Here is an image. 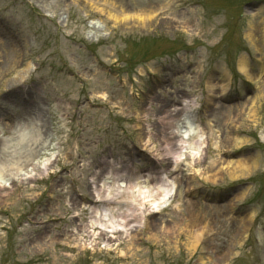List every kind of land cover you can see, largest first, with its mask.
Listing matches in <instances>:
<instances>
[{"label":"rangeland","instance_id":"rangeland-1","mask_svg":"<svg viewBox=\"0 0 264 264\" xmlns=\"http://www.w3.org/2000/svg\"><path fill=\"white\" fill-rule=\"evenodd\" d=\"M256 1L0 0V264H264ZM133 168L168 170L160 213ZM108 196L133 240L86 225Z\"/></svg>","mask_w":264,"mask_h":264},{"label":"bare ground","instance_id":"bare-ground-1","mask_svg":"<svg viewBox=\"0 0 264 264\" xmlns=\"http://www.w3.org/2000/svg\"><path fill=\"white\" fill-rule=\"evenodd\" d=\"M149 11H151V10H149ZM241 62H242L241 68L243 69L246 65L244 64L243 61H241ZM164 117H165L164 118V126H166V128L171 127V126H174V127L177 126V124L171 123L168 120L167 121L165 120L166 118L169 117V115L164 116ZM189 126L191 127V125L188 124V127ZM184 127L185 126H183V128ZM173 137L174 136L170 135V137H169L170 140ZM165 139H166V141H168L167 140L168 137H165ZM181 140H184V138L183 137L178 138V141H176L174 146H172V148H171V146L168 147L167 151L172 152L173 150H175V152H176V150L180 151V149L187 147L188 143L187 144L184 143V146H183V144H181ZM190 144L191 145L195 144V146L192 147L193 149H196L194 154H195V156L199 155L200 150L203 149V144H205V140L202 138V134L200 135V138H198V140L190 141ZM192 153H193V151H192ZM237 164H238V166H244L243 164H246L247 166H249L250 162L248 161V159H244L242 161H239ZM121 177H124L126 179V182L121 181L120 183H117L118 189H120V190L128 189L127 187H129L130 191L133 192L136 197L137 196L141 197V198H139V200L141 202L140 204H142V205L145 204L146 200L151 201V204L153 203L155 205L157 203H160V201L167 202V201H169V198L171 197V195L175 194V192L173 190L174 186H175L174 182L169 183V181L167 179H166L167 181L164 180V177H162V176H158L156 182H152L154 176L147 174V173H141V174L136 175L135 181L130 180V177H128V176L123 175ZM97 192L99 195L100 194L99 189ZM135 193H137V194H135ZM134 195H133V197H134ZM110 199H112V198H110ZM102 200L106 201V200H108V198L104 197V198H102ZM158 200H160V201H158ZM157 208L159 209L158 206H157ZM194 210H195V207H193V206L189 209V211L192 215V216H190L191 220H194L193 218L197 217V213ZM129 211H130V213H128ZM157 211L158 210H156L155 212H157ZM128 212L115 214L113 212V210H111V208H109V207L98 208V209H95L93 211L94 218L91 219V222H92L91 225H90V223H87L86 225H88V227H90V226L95 227V225H97L98 227L103 228L104 231H102L101 234H103L104 237L108 240H111L114 237L113 234L117 233V232H119V233L127 232L128 236H130L129 239L133 240L132 239L133 236L129 235V229H130V227H135V230L133 232L135 234H137L138 233L137 230L141 228L143 216L141 215L139 217V213H136L130 207L128 208ZM142 212H143V210L140 211V213H142ZM152 214H154V213H152ZM105 234H108V235H105ZM106 236H108V238ZM119 238H120L119 236L116 237V239H119Z\"/></svg>","mask_w":264,"mask_h":264}]
</instances>
